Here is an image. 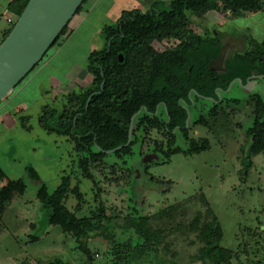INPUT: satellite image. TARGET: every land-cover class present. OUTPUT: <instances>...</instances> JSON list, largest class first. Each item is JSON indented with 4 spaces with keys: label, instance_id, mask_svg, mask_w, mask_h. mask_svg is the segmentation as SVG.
Returning a JSON list of instances; mask_svg holds the SVG:
<instances>
[{
    "label": "rangeland",
    "instance_id": "374dc122",
    "mask_svg": "<svg viewBox=\"0 0 264 264\" xmlns=\"http://www.w3.org/2000/svg\"><path fill=\"white\" fill-rule=\"evenodd\" d=\"M93 1L83 3L68 23V31L28 73L26 78L43 66L25 90L15 95L22 81L0 100V167L6 172L0 186L10 179L26 183L25 192L16 193L5 214H0V264L43 263L54 256L70 264H85L88 256L72 235H66L59 224L44 225L36 194L41 181L54 190L64 178L70 181L64 198L67 207L79 215H100L83 236L94 264H264V150L252 155V166L243 177L251 144L249 128L257 109L251 94L264 97V76L244 86L258 72L250 52L264 40V0L263 9L240 16L225 9L221 0H210L202 12L185 9L186 17L174 33L163 32L152 40L154 49L167 51L171 57L148 98L157 112L144 114L142 108L134 120L133 145L127 144L126 152H106L92 161L88 177L80 170L73 136L53 131L49 123L67 126L82 107V95L98 85L97 75L90 70L87 77L81 73L88 70L90 53L106 45L103 28L112 27L120 13L134 6L143 10L164 7L162 0H126L123 9L119 6L109 13L111 0L96 5ZM186 1L203 2L176 0L172 5L181 9ZM5 4L6 0H0V43L12 21L3 15ZM83 15L87 16L81 27L72 30ZM226 43L224 69H213L211 61ZM193 88L220 99L216 114L207 113L213 100L201 103L205 98ZM186 92L194 100L190 106ZM175 103L187 105L190 112L189 120L188 115L178 117L188 137L208 138L210 146L156 163L161 153L154 148L159 144L168 148L171 135L137 122H143L146 114L165 121L166 111H174ZM202 115L205 121H194ZM81 126L86 127L85 123ZM93 126L100 130L98 147L102 149L126 140L99 123ZM76 186L82 193L81 204L73 192ZM216 221L223 229L221 244L232 254L229 262L226 256L218 261L204 254V229ZM140 238L156 243L142 250L136 243Z\"/></svg>",
    "mask_w": 264,
    "mask_h": 264
},
{
    "label": "trees",
    "instance_id": "16d2710c",
    "mask_svg": "<svg viewBox=\"0 0 264 264\" xmlns=\"http://www.w3.org/2000/svg\"><path fill=\"white\" fill-rule=\"evenodd\" d=\"M28 1L9 0L6 7L11 13L15 14L17 20ZM174 1L176 0H162L164 6L162 9H156L153 6L147 10L141 8L124 10L119 19L112 24V27L105 26L103 30L107 32L106 45L102 49L93 50L89 56L88 69L95 76L97 75L99 79L98 85L82 95V107L71 118L67 126L64 125L58 128L53 126L55 124L54 121L49 123V128L53 131L57 130L62 134H71L73 136L76 141L80 170L84 175L91 177L90 163L98 161L107 154L98 147L100 130L93 126L94 123H99L102 128L106 127L117 134L124 135L126 140L121 144H125L128 140L133 114L140 108H143L144 114L156 111V108H153L148 102V98L153 91L154 81L163 74L164 68L171 57L167 51L164 53L154 49L151 45L152 40L162 35L163 32L167 35L174 33L173 31L181 26L179 23L186 17L185 9L202 12L209 8L210 4V0H202L203 2L200 5L197 3L190 4L186 1L181 9H177V7L172 5ZM221 1L225 9L230 10L235 16L263 9L261 0ZM83 3L76 14L81 11ZM168 14L171 20L166 23L161 22V19L169 17ZM16 20L9 22V25L4 29L1 42L9 34ZM68 27L69 24L64 27L60 35L65 34L68 31ZM57 39L52 46L57 42ZM121 55L122 61L120 60ZM250 58L258 73H264V40L251 50ZM40 61L32 70L38 66ZM92 93L94 94L88 102V98ZM251 95L257 101V109L254 123L249 128L251 144L244 163L243 177L248 174L252 166V155L264 150V97L258 93H252ZM186 102L189 106L193 104V98L189 92H186ZM218 102V98L213 101V108L211 107L208 110V114L214 115L217 113ZM201 103L210 104L206 99H203ZM175 104L174 111H166L165 121L160 120L158 116L149 117L146 114L143 122H137V124L142 123V125L148 127L162 128L171 135L168 140V148H165L162 144L154 148L155 151L161 153L159 159L155 160L156 163L171 161L172 155L179 152L184 154L198 153L208 149L210 146L208 138L196 140L188 137L187 129L184 126H180L178 119L179 116L187 117L188 110L181 103ZM142 116L143 113L140 117ZM89 121H93V123L88 124ZM194 121H205V118L202 115ZM82 123H85L86 127L82 128ZM65 128L66 130L64 131ZM177 129L180 131L181 136L176 131ZM135 140L136 137L131 141L130 145H133ZM118 145H120V142L113 143L108 147L115 148ZM128 147L129 145H124L117 149L115 153L126 152ZM145 173L148 174L147 167L145 168ZM5 175L6 172L0 167V179ZM150 179L152 181L156 180L153 175L150 176ZM69 185L70 181L64 178L61 184L51 190L45 181L40 182L36 194L44 212V225L59 224L63 232L66 235H72L79 242V248L87 254L88 258L85 264H94L93 252L83 240V236L86 235L89 229L94 227L96 219L100 218V215L97 217L94 215H79L76 210H71L67 207L64 198L68 193ZM77 189L76 186L73 192L77 193L80 199L79 204H81L83 201L82 193L78 192ZM25 190L26 183L21 179H10L6 184L0 186V214H5L16 193H23ZM204 237L207 242L206 246L203 247L204 254L211 259H218V261H221V257L226 256L225 260L229 262L228 260H230L232 254L229 248L221 244L223 239L221 224L217 221L209 223L204 229ZM136 243L142 247V250H146L153 247V243H156V240L151 242L149 239L140 238L139 240L137 239ZM34 264L70 263L61 256H54L47 262Z\"/></svg>",
    "mask_w": 264,
    "mask_h": 264
},
{
    "label": "water",
    "instance_id": "95a60500",
    "mask_svg": "<svg viewBox=\"0 0 264 264\" xmlns=\"http://www.w3.org/2000/svg\"><path fill=\"white\" fill-rule=\"evenodd\" d=\"M83 2L84 0L28 1L13 28L0 43V100L7 96L45 56ZM227 50L226 43L218 58L211 61L210 66L213 69H224ZM255 76H264V74ZM239 81L242 82L241 79ZM254 82L255 80H249L244 86L250 87ZM93 94L89 96L88 102ZM139 112L140 110L132 116L129 137L125 144L107 150L99 148L111 152L129 144L133 138L134 120ZM189 117L188 113V120Z\"/></svg>",
    "mask_w": 264,
    "mask_h": 264
},
{
    "label": "crops",
    "instance_id": "0c3cea01",
    "mask_svg": "<svg viewBox=\"0 0 264 264\" xmlns=\"http://www.w3.org/2000/svg\"><path fill=\"white\" fill-rule=\"evenodd\" d=\"M9 0H6V4H7V2H8ZM110 1V0H109ZM125 1L126 0H111L110 1V3H109V5H108V8H107V11L109 12V13H113V10L114 9H116L117 7H121L122 9L124 8L123 7V4H128V3H125ZM94 2V5H96V4H99V3H101V2H103V0H94L93 1ZM128 2V1H127ZM6 4H5V7H4V13H3V15L5 16V18H6V20H7V22H9V19L8 18H10V17H14L15 16V14H13V13H11L8 9H7V7H6ZM133 6V5H132ZM135 7H137V6H134L133 8H135ZM122 12V11H121ZM120 15H121V13H120ZM86 16L87 15H83V17L82 18H80V20L79 21H77L76 22V24H74L73 26H72V30H75L76 28H79V27H81V25H82V23L84 22V20H85V18H86ZM0 17H1V15H0ZM8 26V25H7ZM6 28V27H5ZM70 29V30H71ZM103 32V31H102ZM42 67L43 66H41L38 70H37V72H34L33 74H32V76L30 77V78H26V80H24L23 82H22V84H21V88H19V89H17V90H15V91H17L16 93H15V95L16 94H20L21 92H23V90H25V88L28 86V84L30 83V81L33 79V77L42 69ZM85 74V75H84ZM84 74H82L81 73V75L84 77H87L88 75H91L90 73H89V69L88 70H86V72L84 73ZM23 102H25L24 100H23Z\"/></svg>",
    "mask_w": 264,
    "mask_h": 264
},
{
    "label": "flooded vegetation",
    "instance_id": "af4514ba",
    "mask_svg": "<svg viewBox=\"0 0 264 264\" xmlns=\"http://www.w3.org/2000/svg\"><path fill=\"white\" fill-rule=\"evenodd\" d=\"M259 74H264V73H258V72H257V73H254V74H252V79H248V81H249V80H255V78L258 77V76H255V77H254V75H259ZM237 79L239 80L240 78H237ZM248 81H247V82H248ZM241 83H242V82H241ZM192 91H193L196 95L201 96V97H203V98H205V99H211V100H213V101L217 100V99H212L210 96H206V95L201 94L199 91H196V89H194V88L192 89ZM190 93H191V92H190ZM219 100H220V99H218V101H219ZM193 101H194V100H193ZM202 101H203V100H200V102H202ZM206 104H207V103H206ZM184 106L187 108V105H184ZM139 110H140V112L142 111V109H139ZM139 110H138V111H139ZM187 110H188V108H187ZM140 112H139V113H140ZM156 112H157V110L155 111V113H156ZM139 113H138V114H139ZM188 113L190 114L189 110H188Z\"/></svg>",
    "mask_w": 264,
    "mask_h": 264
},
{
    "label": "built area",
    "instance_id": "2783aa9c",
    "mask_svg": "<svg viewBox=\"0 0 264 264\" xmlns=\"http://www.w3.org/2000/svg\"><path fill=\"white\" fill-rule=\"evenodd\" d=\"M9 19H10V20H13V17H10Z\"/></svg>",
    "mask_w": 264,
    "mask_h": 264
}]
</instances>
